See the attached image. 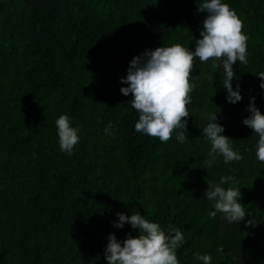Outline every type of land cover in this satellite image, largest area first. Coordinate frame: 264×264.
Returning <instances> with one entry per match:
<instances>
[{"label":"trees","instance_id":"trees-1","mask_svg":"<svg viewBox=\"0 0 264 264\" xmlns=\"http://www.w3.org/2000/svg\"><path fill=\"white\" fill-rule=\"evenodd\" d=\"M221 2L242 21L247 64L256 68L264 62V0ZM201 3L0 0V228L13 227L10 242L0 239V264H43L45 259L49 264H107L110 234L118 241L138 235L128 223L116 227L117 213L135 211L164 229L173 225L183 232L180 264H203L197 253H210L212 264H264V168L253 152L258 138L241 126L243 119L232 126L226 119L223 135L243 159L225 164L219 156L205 168L211 144L203 137L208 119L202 115L212 102L225 99L206 86L199 58L190 78L192 102L183 143L176 132L167 143L136 132L139 114L131 107L132 95L120 91L128 86L121 78L133 57L175 43L194 51L207 15L198 11ZM92 55L100 58L95 74L101 99L107 103L114 93L121 101L115 136L99 162L69 155L59 141H50L56 127L44 110L61 87L63 72ZM225 175L236 177L240 202L258 221L255 227H245L251 216L239 224H229L220 213L208 217L214 209L205 197L206 181L219 183ZM49 206L57 216H76L64 242L42 247L40 218Z\"/></svg>","mask_w":264,"mask_h":264},{"label":"clouds","instance_id":"clouds-1","mask_svg":"<svg viewBox=\"0 0 264 264\" xmlns=\"http://www.w3.org/2000/svg\"><path fill=\"white\" fill-rule=\"evenodd\" d=\"M198 11L206 12L207 15L202 22L200 38H195L194 51L179 43L161 45L133 57L126 77L121 78V83L128 86L122 87L120 91L125 96L132 95L131 107L139 114L135 131L159 138L162 143L171 140L174 132L178 142L183 143L187 139L186 118L190 116L187 106L192 102L190 93L193 86L190 78L195 58H199L201 63L211 60L213 70L222 64V87L227 91L226 100L232 104L242 100L239 83L234 90L232 81L236 77L233 65L237 61L245 65L248 63V37L242 32L243 23L230 5L221 0H202ZM257 75L261 79L260 87L264 89V71ZM247 110L250 115L243 120V124L258 136L256 159L264 162V114L256 107L255 97H250ZM206 117L208 123L202 133L210 142L211 149L208 158L203 161L205 168H211L219 156L223 157L225 164L242 160L243 156L231 145L232 139L223 135L225 128L217 122L218 114L206 113ZM55 123L60 150L71 155L79 142L80 129L71 126L69 116L64 114ZM111 128L109 122L105 134H110ZM231 171L235 172L236 169ZM206 182L208 188L205 197L212 202L214 209L208 211L209 218H215L220 213L229 224H239L246 216H251L240 202L242 194L240 188L235 187L238 181L234 175L222 176L219 183ZM117 216L119 222L116 227L123 228L128 223L132 229L138 230V235L129 233L126 239L118 241L114 234H110L104 250L107 264H180L177 250L185 243V237L179 228L169 225L164 229L138 211L132 212L130 216L123 213H117ZM251 217L245 227L257 225L258 221L254 216ZM217 252L222 253L223 246H218ZM196 259L203 261V264H211L212 258L208 254L197 253Z\"/></svg>","mask_w":264,"mask_h":264},{"label":"rangeland","instance_id":"rangeland-1","mask_svg":"<svg viewBox=\"0 0 264 264\" xmlns=\"http://www.w3.org/2000/svg\"><path fill=\"white\" fill-rule=\"evenodd\" d=\"M198 63L204 70L203 79L210 92L214 94L222 93L225 99L224 102H212L206 109V113L218 114L217 122L223 124L226 119H229L232 126L234 125V120H239L240 122V119L244 120L248 117L250 115L247 110L250 104V97H255L256 107L264 114V89H261V79L257 75L259 72L264 71V62L260 63L256 68H251L248 64H240L238 61L233 65L236 77L239 78L238 80L236 77L233 78V89L235 90L237 83H239L242 96V100L235 104L226 100L227 91L226 89L222 90L224 79L222 64L213 70L211 68V60L207 63H201L200 61ZM98 64H100V58L97 55L76 61L73 67L63 72L61 87L48 98L44 107L46 119L56 127L50 141H59L55 121L60 115H67L70 118L71 126L80 129L78 133L79 142L74 146L73 152L84 156L85 160L93 162L100 161L105 149L110 146L115 136V123L121 105L118 95L114 93L108 97L107 103L101 99L98 79L95 74V65ZM206 113L202 116L206 117ZM109 122H111L112 128L110 129V134H105V128ZM241 126L249 132L253 131L246 125L242 124ZM48 137L49 134H46L45 138ZM255 137L258 138L256 135ZM253 142V152L256 156L257 141ZM40 160L41 158L39 162ZM260 168H264V162H260ZM262 170L264 171V169ZM262 181L264 183V178ZM52 210L53 207L49 206L40 218L42 247L58 241L64 242L74 225L76 216L74 212H65L57 216ZM12 235L13 227L9 224L1 226L0 239L9 240L10 242ZM10 254L8 251V255ZM207 254L210 255V253ZM78 262L79 260L76 264H82ZM43 264H49V261L45 259Z\"/></svg>","mask_w":264,"mask_h":264}]
</instances>
